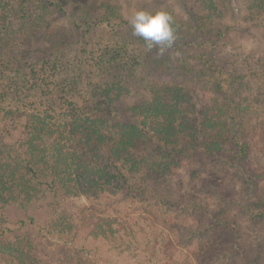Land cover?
<instances>
[{"label": "rangeland", "instance_id": "obj_1", "mask_svg": "<svg viewBox=\"0 0 264 264\" xmlns=\"http://www.w3.org/2000/svg\"><path fill=\"white\" fill-rule=\"evenodd\" d=\"M12 1L10 27L0 34V58L9 62L17 81L8 83L0 101V134L9 143L25 136L26 116L62 121L89 115L101 96L99 85L111 89L122 115L142 86L176 79L187 83L184 62L218 71L224 61L220 53L253 50L264 56V10L251 9L245 0H219L222 17L209 15L206 0ZM158 9L168 11L179 28L163 52L149 50L129 22L136 11ZM248 89V96L264 98V77ZM204 90L203 84H192L196 102ZM70 95L81 110L70 109ZM8 110L15 111L8 115ZM249 142L244 166L193 154L153 186L154 197L146 193L142 200L108 185L101 193L78 197L55 195L39 185V199L0 208V264H264V132ZM65 216L74 228L68 237L50 233ZM122 216L146 223L130 248L115 235L101 234L109 221L104 229L120 234L115 222ZM147 242L153 245L148 256L141 252Z\"/></svg>", "mask_w": 264, "mask_h": 264}, {"label": "trees", "instance_id": "obj_2", "mask_svg": "<svg viewBox=\"0 0 264 264\" xmlns=\"http://www.w3.org/2000/svg\"><path fill=\"white\" fill-rule=\"evenodd\" d=\"M245 1L251 9L264 10V0ZM205 2L211 17H222L219 0ZM14 11L12 0H0V34L7 32ZM23 11L24 6L19 12L24 14ZM174 27L177 37L179 28ZM206 33H210L209 29ZM213 49L210 51L217 58ZM220 55L224 61H219L218 71L212 65L208 70L185 67L184 62L187 83L176 79L142 86L136 102L128 108L129 113L119 115L111 89L99 85L101 96L95 99L89 115L75 113L62 121L43 115L26 116V134L18 143H9L0 134V208L39 199L43 191L39 185L45 186L44 191L69 197L101 193L106 185L109 190L133 199L142 200L146 193L154 197L153 186L168 180L183 159L193 154L205 153L238 168L244 166L250 138L264 132V98L261 94L247 95L252 92L249 83L264 77V56L253 50ZM8 64L0 58L2 102L8 83L17 82L12 77L16 72ZM190 81L204 85V96L199 102L190 92ZM68 98L71 110L82 109L73 96ZM65 220L66 216L56 221L50 233L68 237L67 232L74 228L70 220ZM109 222L102 226V236L115 235L127 248L132 247L146 227L138 218L122 216L115 222L121 226L120 234L109 233V229H104L110 226ZM142 249L148 256L153 245L147 242Z\"/></svg>", "mask_w": 264, "mask_h": 264}, {"label": "clouds", "instance_id": "obj_3", "mask_svg": "<svg viewBox=\"0 0 264 264\" xmlns=\"http://www.w3.org/2000/svg\"><path fill=\"white\" fill-rule=\"evenodd\" d=\"M129 22L133 28V34L141 37L149 50L158 47L163 52L176 40L174 20L166 10H139L134 13Z\"/></svg>", "mask_w": 264, "mask_h": 264}]
</instances>
